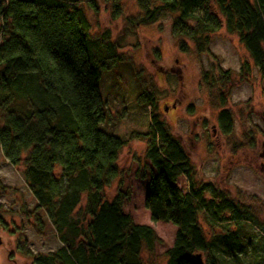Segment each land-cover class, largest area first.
I'll use <instances>...</instances> for the list:
<instances>
[{
  "label": "trees",
  "instance_id": "1",
  "mask_svg": "<svg viewBox=\"0 0 264 264\" xmlns=\"http://www.w3.org/2000/svg\"><path fill=\"white\" fill-rule=\"evenodd\" d=\"M79 1L0 0V148L12 165H24L37 207L45 210L62 243L55 252L39 255L44 263L145 264L143 249L151 252L159 241L155 230L124 212V195L109 200L105 192L119 175L117 159L126 140L101 126L106 112L100 82L120 56L107 38H92ZM120 1L113 0L118 13ZM137 3L141 14L129 18L130 24L172 15L173 35L192 41L197 54L212 56L210 35L226 26L264 78V0ZM179 48L189 51L186 42ZM241 69L248 76L249 62ZM203 77L211 88L234 83L229 71ZM226 95L220 93V123L229 134L233 122ZM142 100L155 103L147 92ZM146 137L145 156L154 173L146 185L145 207L152 222L178 228L166 264H241L255 247L244 231L248 208L217 180L196 185L189 154L165 121L153 115ZM181 176L188 180L187 192L177 185ZM201 214L205 221L234 226L211 234Z\"/></svg>",
  "mask_w": 264,
  "mask_h": 264
},
{
  "label": "rangeland",
  "instance_id": "2",
  "mask_svg": "<svg viewBox=\"0 0 264 264\" xmlns=\"http://www.w3.org/2000/svg\"><path fill=\"white\" fill-rule=\"evenodd\" d=\"M79 3L92 38H107L120 56L100 82L106 112L101 126L126 140L117 159L119 175L105 192L109 200L118 193L124 195V212L135 223L155 230L159 241L153 251L143 249V262L166 264L178 229L169 222H152L145 207L146 185L154 173L145 156L146 134L155 115L181 138L195 167L196 185L217 180L220 188L248 208L244 231L253 237L255 247L242 257L241 264H264V78L238 36L223 26L210 35L213 55L197 54L192 41L173 35L172 15L132 25L129 20L141 14L137 0H121L119 13L113 0ZM181 42L188 44V52L180 51ZM244 61L251 67L248 76L241 73ZM222 71L230 72L233 85L227 83L221 89L213 83L211 88L203 74L208 72L212 79ZM145 92L152 94L155 103L143 102ZM221 92L232 116L229 134L222 132L220 123ZM24 169V165H12L0 148V264H55L39 258L55 252L62 243L45 210L38 209ZM177 185L188 191L185 176ZM200 222L211 234L234 226L205 221L203 214ZM223 264L235 263L226 260Z\"/></svg>",
  "mask_w": 264,
  "mask_h": 264
},
{
  "label": "water",
  "instance_id": "3",
  "mask_svg": "<svg viewBox=\"0 0 264 264\" xmlns=\"http://www.w3.org/2000/svg\"><path fill=\"white\" fill-rule=\"evenodd\" d=\"M2 242H3V241H2V239H1V237H0V245L2 244ZM199 257H200V256L198 255V258H199Z\"/></svg>",
  "mask_w": 264,
  "mask_h": 264
}]
</instances>
